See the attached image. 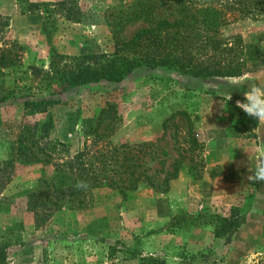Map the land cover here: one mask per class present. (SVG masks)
<instances>
[{"label": "rangeland", "instance_id": "rangeland-1", "mask_svg": "<svg viewBox=\"0 0 264 264\" xmlns=\"http://www.w3.org/2000/svg\"><path fill=\"white\" fill-rule=\"evenodd\" d=\"M135 1L0 0V15L9 19L7 35L24 48L21 67L40 70L38 78L26 82L8 70L0 74V93L10 92L0 102V165L22 120L46 116L30 115L24 102L51 99L49 137L64 143L71 155L91 137L107 103L115 105L117 115L111 137L115 144L151 141L162 133L168 116L188 112L202 130L203 176L194 180L181 171L166 192L142 186L125 198L95 191L88 208L64 209L42 225L26 214L16 195L29 189L41 169H18L0 190L5 264H264V182L248 179L254 175L249 169L264 159V121L253 125L237 107L250 87L264 86L263 29L245 23L228 31L242 36L245 67L240 77L202 80L141 67L119 83L101 81L64 93L42 86L50 62L43 24L68 63L83 55H109L112 30L120 28L115 27L120 20L126 21L121 31L125 38L143 25L126 20ZM175 123L179 130L169 122L160 143L168 153L166 171H172L178 147L186 146V123L181 117ZM149 162L151 170L157 167L156 161Z\"/></svg>", "mask_w": 264, "mask_h": 264}, {"label": "trees", "instance_id": "trees-1", "mask_svg": "<svg viewBox=\"0 0 264 264\" xmlns=\"http://www.w3.org/2000/svg\"><path fill=\"white\" fill-rule=\"evenodd\" d=\"M129 8L127 22L143 23L130 38L121 35L126 21L120 20L115 26L120 28L112 30V54L83 55L70 63L66 62V56L57 53L50 42L48 27L43 24L50 62L49 71L41 78L42 86L64 93L101 81L119 83L141 67L166 68L202 80L240 77L245 67L242 36L240 32L228 34V31L245 23L264 30V0H136ZM8 28L9 19L0 15V74L3 70L18 74L15 79L19 82L38 78L37 67H21L24 48L9 38ZM5 92L0 93V102L10 98V92ZM52 103L51 99L24 102L30 115L46 116L35 122L22 120L16 139L8 148L7 159L0 165V190L11 182L18 169L40 167V176L29 189L16 193L20 202H24L26 214L39 224L64 209L88 208L95 191L108 190L125 198L142 186L166 192L181 171L194 180L203 176L204 145L186 111L168 116L162 133L151 141L115 144L111 137L117 128V115L115 105L107 103L98 115L91 137L84 141L81 150L71 155L64 143L49 137L53 118L47 107ZM238 110L251 118L253 125L257 124L255 118ZM177 117L186 123V146L178 147V159L172 171H166L168 153L160 143L167 136L169 122L179 130ZM149 161H156L157 167L151 170ZM214 176L210 173V177ZM79 181L85 182L87 188L78 189ZM7 247L8 244L0 242V264L6 263Z\"/></svg>", "mask_w": 264, "mask_h": 264}, {"label": "clouds", "instance_id": "clouds-1", "mask_svg": "<svg viewBox=\"0 0 264 264\" xmlns=\"http://www.w3.org/2000/svg\"><path fill=\"white\" fill-rule=\"evenodd\" d=\"M243 101H237V107L244 111L248 116L258 121H264V86L253 85L244 94ZM230 97V95H228ZM231 98V97H230ZM253 171L254 175L248 177L251 181L264 182V159L256 165ZM79 188H87L83 181H79L76 185Z\"/></svg>", "mask_w": 264, "mask_h": 264}, {"label": "crops", "instance_id": "crops-1", "mask_svg": "<svg viewBox=\"0 0 264 264\" xmlns=\"http://www.w3.org/2000/svg\"><path fill=\"white\" fill-rule=\"evenodd\" d=\"M198 133H199V137H200V134H202V130L198 128Z\"/></svg>", "mask_w": 264, "mask_h": 264}]
</instances>
